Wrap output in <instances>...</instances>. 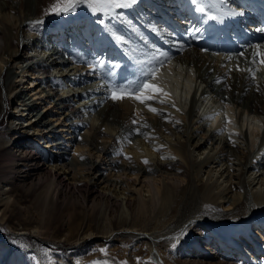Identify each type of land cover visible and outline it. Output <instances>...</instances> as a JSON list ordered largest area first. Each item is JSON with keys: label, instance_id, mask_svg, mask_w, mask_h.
Segmentation results:
<instances>
[{"label": "bare ground", "instance_id": "1", "mask_svg": "<svg viewBox=\"0 0 264 264\" xmlns=\"http://www.w3.org/2000/svg\"><path fill=\"white\" fill-rule=\"evenodd\" d=\"M32 2L33 0H26L24 8L18 11L16 8L19 1L0 0V23L5 24V26L0 24V37L4 38V45L0 46V76L4 83L12 88L11 92L19 87L17 80L13 79L14 75L22 73V80L25 78L30 80V83L26 85V95L23 98L20 96L21 104L16 100L13 112L9 113V127L19 134L20 140H23L22 144L33 137L39 138L35 139L40 143L41 151L32 154L36 164L31 169H26V172L29 173V170L37 172L43 169L45 171L46 164V168H51L54 175L58 172L57 179L63 176L66 181L74 180V184L81 183L77 180H87L89 189L97 195L96 198L99 197L97 201L94 198L95 207L102 216H106L111 225L119 227L117 230L110 228L107 234L102 236L97 233H87L82 234V237L88 239L104 236L106 240H112L117 235L139 237L145 234L142 237L149 238L152 244L155 243L163 236L132 226L146 215L155 194L160 195L162 203L173 199L174 186L164 179L179 180L187 171L189 176L192 175L200 194L211 203L210 206L221 204L223 210L214 212L209 217L211 219L196 216L187 218L181 227L171 234L180 236L181 231L186 232L189 225L199 227L212 223L238 247L240 243L234 235L242 231L246 234V239L250 241L249 245L252 243L250 246L252 249L244 248L243 253L252 264H264V256L259 258L258 255V251L262 249V243L255 236L258 231L254 228L257 226L262 229L264 226V66L248 65V60L233 58L229 54L230 49L236 51L252 49L253 51L251 46L264 45V33L257 31L258 28H264V0H225L223 5H217L219 12H227L231 9L244 13L243 16H226L223 23L226 24L227 21L230 26L222 25L223 31L218 27L221 23L206 20L200 13L195 12L190 0H170V3L174 2V5L166 4V0H138L149 9L161 14L159 19L156 18L152 22L153 35L145 26L136 25L139 28L138 31L147 32L153 39L158 38L162 41V44L153 42L156 46L154 49L163 51L164 49L160 47L165 44L170 46L167 53L171 60L165 68L161 69L162 79L156 83L165 87L170 97L164 99L174 101L176 107H172L171 103L161 105L155 101L149 102L161 111L162 114L159 115L148 111V108L138 101L125 99L116 102L110 99L111 89L127 84L118 83L115 67L111 68L112 76L107 75L109 70L107 67L101 70L102 79L98 80L95 79L98 76H92L90 73V75H83V72L88 70L80 71L85 68V65L81 68L74 66V61L80 60L79 57L84 58L80 55L82 46L80 47L79 44L83 34H86L87 42L82 45L87 46V49H84H86L85 56L88 61L96 64V61L105 55L107 56L106 64L109 61L117 64L119 61L115 43L113 41L110 43L111 35L110 37L104 35L103 40H97L95 37L102 26L96 18L78 6L76 13L70 19H66L64 15L56 16L59 18V23L56 25L60 26L59 32L54 31L51 34L49 28H43L37 32L34 29L39 24L36 19L40 18L38 12L41 2L40 0H35V4ZM138 9V5H135L130 12H121L122 10L117 9L115 12L120 13V17L113 19L105 15L106 23L110 25L121 23L130 27V24L134 25V21L128 18H131V14L134 16L137 13L134 10L138 11ZM10 13L14 16L12 23ZM213 14H218L216 9H213ZM68 28L72 31V42L75 43L72 54H69L68 50V44L71 41L65 38L67 35L65 30ZM196 28L202 31L197 33L194 31ZM18 30L21 31L20 35L17 33ZM132 32L135 33L133 30ZM228 37L231 38L230 42ZM239 43L241 45H237ZM154 49L146 52L147 58ZM139 57L143 58L141 54ZM228 57L233 59L229 60ZM129 62L128 59L124 62L126 64L124 72L126 76L130 75L128 80H131L138 75L139 66L134 64L135 67L129 68L127 67ZM237 65L242 68L262 67V70L257 73V80L253 81L247 73L237 71ZM91 76L94 81L86 83L89 86H83L82 77L89 80ZM43 81L46 86L55 90V93H44L46 86L42 85ZM102 86L106 87V96H104L106 102L102 108L107 105L108 112L106 115L100 113V116H97L92 112L93 99L89 96L91 93L99 92L97 88ZM53 93L58 96L56 98L59 103H53L55 102L53 99L55 97L51 98ZM12 97L19 96L14 93ZM2 99L5 100L4 95L0 93V102ZM41 104L44 108L49 107L48 115L46 112L39 111ZM184 109H187V119L182 120L185 123L181 126L183 128H162L163 121L170 117L169 114L178 115L179 112L180 114L184 112ZM133 111L152 114L156 120L149 117L138 125H129L128 129L133 131V138H130L118 126L120 124L114 126V123L108 120L117 119L121 122L130 120L133 117ZM26 113L28 115L24 119L23 116ZM71 115L79 116L80 122L88 125L89 129L94 130L95 133L107 134V137L112 138L110 144L102 142L93 147L104 151L102 156L101 151L98 154L90 151L88 153L91 156L87 157L78 155L84 147L78 140L79 136L73 135V129H70L72 126L67 127L74 124L73 121L69 122ZM226 116L233 123H226L228 120ZM210 117L213 118L210 119ZM61 118H63L62 124ZM21 119H24L27 125H21ZM192 122L197 123L207 132L205 139L196 134L197 129L192 130ZM145 124L147 127H144ZM150 126L151 129H149ZM138 127L142 133L148 134L147 137L136 134L135 130ZM217 144L220 145L219 151L223 153V156L216 150ZM6 147H10L9 142ZM113 148L118 150L122 157H132L137 161L131 158L133 162L130 164L113 160L111 163H115L108 166L105 156ZM23 150L25 152V147ZM162 156L175 157V159H162ZM145 159L149 161L147 165L139 162ZM74 169H78L77 174ZM122 183H124L123 186ZM140 183H143L142 186L146 188H137L136 185ZM10 185L7 181L0 188V213L3 219L7 216V209L12 206L9 204L13 202L14 205L18 201L15 197L11 200L14 195ZM56 185L55 179L52 178L36 193V199L43 205L47 202L49 206L56 203L53 199L54 194L58 192H54L58 190ZM102 197L107 200H102ZM106 201L117 204L116 207L114 206L117 212L114 210V214L111 213L112 216L107 212ZM257 217H262L263 222ZM254 223L256 225L253 227ZM17 234L37 237V228L29 229L27 226L26 229L19 230ZM154 256V259L159 261V255ZM25 257H16L12 253L11 244L5 239H0V264H30ZM189 263L205 264L206 262L194 260ZM207 264H213V262Z\"/></svg>", "mask_w": 264, "mask_h": 264}, {"label": "rangeland", "instance_id": "2", "mask_svg": "<svg viewBox=\"0 0 264 264\" xmlns=\"http://www.w3.org/2000/svg\"><path fill=\"white\" fill-rule=\"evenodd\" d=\"M13 1L20 2L18 7L16 8L18 11L20 10V8H24L26 0ZM40 2V11L38 12V16L40 18L36 19V21L42 23H39L34 30H37V32H39V30L43 28H49L51 30V34L54 31L59 32L60 26H56L59 23V18L56 17L58 15L48 14V10L52 6V4L55 3V0H40ZM166 2H169L166 4L174 5V2L170 3V0H166ZM32 3L35 4V0H33ZM135 5H133V8L135 7ZM78 6L87 11L89 15L96 18L100 25H102L100 23V20H104L103 26L100 27L103 29L101 30V34L95 35V37H97V40H103L102 38H104V35H110V33L108 31L106 32L105 30L106 26L111 29L110 23H106V17L104 14H102V12H93L92 9L88 6V0H84V2L80 3ZM146 7L147 12L141 9L140 14L146 20H148V22H150L149 19H147L148 17L151 18L152 22L153 20H156V18L159 19V17L161 16V14H158L159 12H155L154 10L149 9L148 6ZM130 9L131 7L125 9L126 11L124 9L119 10H122L121 12H128V10ZM75 13L76 11L70 12L64 16L67 17L66 19H70L71 16H73ZM135 14L138 15V13ZM135 14L134 16H132L131 14V18L128 19L130 21L133 20L135 27L138 28L140 24H136V21L137 19L142 20L143 17L135 16ZM9 17L10 22L12 23L14 20L13 14L10 13ZM0 24L1 26H5L4 23ZM53 26H55L54 28L56 29H54ZM65 32H67L65 38L71 41L68 44V50L70 51L69 54H72L71 52L75 50V43L72 42V31L68 28L67 30H65ZM17 33L18 35H20L21 31L18 30ZM80 39L81 40L79 41V44L80 47L82 46L80 55L84 56V58L79 57L80 60L74 61V66L76 68H81V66L85 65V68L80 70L81 72H83L85 69H88L87 71H85V73L83 72V75L90 73L92 76H98L95 79H102V77L100 76L102 73L101 69L94 68V62L92 61V63L91 61H88L85 56V50L87 49V46H83L82 44H85L87 42L86 34H83V37H81ZM110 39H112L110 40V43L112 41L114 42L112 37ZM3 45L4 38L0 37V46ZM168 46V44H165V46L160 48L166 49V51H168L170 50V46ZM115 47L119 53V59H117V54L115 55L116 59L119 60L116 64L118 65V67H115L117 71V81L119 84H126L129 81L128 79H130V75L126 76L124 72V67L126 66L124 62L128 59L126 58L128 56L125 51H121V48L116 43ZM246 50L248 49H242L239 52L243 51L245 53V57L250 59L252 49H249L248 51ZM230 51L231 49L229 50V54L233 58H238L240 60L245 59L243 57H240L236 52H234V55H232ZM124 58H126V60ZM100 59L107 60V56L105 55ZM127 67L132 68L135 67V65L130 61L127 64ZM21 76L22 73L13 76V79L17 80L16 83H19V87H17V90L15 89L12 92L10 91L12 88L8 87L4 83L3 78L0 76V93L1 95H4L5 98V100L2 99L0 102V188H2L1 186H3V183L9 181L14 195L13 197H11V200H13L14 197L18 198L16 199V201H18L15 202L14 205L13 202L12 204H9V206H12L7 209V216L5 217L6 219H3L1 216L2 214L0 213V239H5L6 242H9L11 244L12 253L15 254L16 257L26 256L25 259L30 264H95V262L97 261L101 262V264H103V262H107V264H190L189 262L194 260L206 262L205 264H207L208 262H213V264L219 262H223L222 264H252L250 259H247L249 260V263L240 261L239 259L236 260L233 257H229V253H231L229 249L231 248V246L230 244H228L229 241H227L226 239L228 237H225L223 232L215 224L212 223H206V225H201L199 227L189 225V228L186 231V235L181 236L179 241L173 239V237L176 236L171 233L179 229L187 218L196 216L203 219H211L209 217L212 216L214 212L223 210V206L221 204H218L217 206H210L211 203L203 198L202 194H200L196 185L194 184V181L191 177L192 175L189 176L190 174L187 171L183 173L184 175L181 174L183 175V178L179 180L177 179L176 181L173 179L165 178V181L173 184L174 186L173 199L170 202L162 203L159 198L160 195L157 196L155 194V196L153 197V201H151L152 203L150 204L151 208L149 206L150 209L148 210L146 215L141 218L135 226H132L143 231L145 230L146 232H151L155 235L163 236L162 238L160 237L159 240L155 243L152 244V241L149 238L142 237L145 234L139 237L117 235L113 237L112 240H106L104 236V238L95 236L89 237L88 239L82 237V234L84 235L87 233H97L102 236L104 234H107L110 228H112V230H117L119 229V227L111 225V223L107 221L106 216H102L97 207H95L94 198L96 200L99 197L96 198L97 195L89 189L87 180H77V182H81L78 184H74V180H69L71 182L69 184V181L64 180L63 176L61 177L62 179L60 177V179H57L58 172H55L57 175H54V171H51V168H46V164L45 171H43L44 169L39 170L43 172L29 170L28 173V171H25L26 169H31V167L36 164V161L34 160L35 157H33L34 155L32 154L41 151V147L40 143L35 139H39L38 137H33V139L31 138L29 139V141L25 142V144H22L21 141L23 140H20L19 134L15 133V131L9 127V113L13 112V105L16 103V100H18V103L21 104L20 96L21 98H23L26 95V85L30 83V80H27L26 78L22 80ZM92 76L89 78V80H86V77H82L83 86H89V84L86 83H90L89 81H94V79H92ZM42 85L46 86V83H44L43 81ZM105 88V86L99 87L97 88L99 92L94 94L91 93V95L89 96V98L92 97L91 99H93V103L91 105L92 112H94V114H96L97 116H100V113H104L106 115L108 112L107 105L105 108H102L103 106H105L104 102H106V99L104 100V96H106ZM54 91L55 90H53L50 86H46L44 93H51ZM14 93L19 97H12V94ZM54 93L51 94V98L55 97L53 98L55 101L53 103H59V100L57 99L58 96H56V94ZM100 108H102V110ZM38 109L41 113H47L49 107L45 106L44 108L41 104L39 105ZM186 110L187 109H184V112L181 111V114L179 112L178 115L173 113L169 114L170 117L163 121L164 127L162 126V128H183L181 127L185 124L183 121L187 119ZM24 115L25 116H23V118L25 119L28 114L26 113ZM149 117L151 119L155 118L152 114L138 113L137 111H133V117H131L130 120H122L121 122L115 119L108 121L112 124L114 123V126L120 124L118 126L121 128V130H123V132L125 131L124 134L127 135V137L133 138V131L131 132L128 129L129 125H138L141 121L149 119ZM24 119H21V125H27ZM60 120L62 124L63 118H61ZM133 120H137L138 124H133ZM70 121H73L74 124H71L67 127L70 128L72 126L70 129H73V135L79 136L78 140L81 141L80 144L84 147L82 152H78L79 156H91L89 154L90 151L91 153L98 154L101 150H96V148H93L95 145L102 142L107 144L112 143V138L110 139L109 137H107V134H97L94 132V130H90L88 125L81 123L79 120V116L73 117V115H71V120H69V122ZM176 121L182 123L179 124L176 123ZM164 124L167 125L165 126ZM191 126L193 127L192 130L197 129V131H194L196 132V134H199V137H202L203 139L206 138L207 132L199 127L197 123L192 122ZM149 129H151V126L149 127ZM7 142L10 143V147H6ZM24 147L25 152L23 150ZM215 147L217 148L216 150L219 151L220 145L217 144L215 145ZM72 149L74 150V147ZM115 151L117 154L115 153ZM30 152L33 153L30 154ZM118 152V150L113 148V150L107 156H105V160L108 162V166H112L115 163H111L113 160L126 163L137 161L132 157L131 158L133 159V161L132 159L129 160L125 157H122L120 152ZM72 153L73 151L71 152V154ZM103 153L104 151H101V156L103 155ZM220 154H222L223 156L222 152ZM139 162L142 163L143 161ZM177 166H179V164H177ZM173 169H175V167ZM77 170L78 169H74V171H76L75 174H77ZM74 171H72V173H74ZM50 172L53 173L51 174ZM52 178L55 179V185L56 183H58L56 185L58 186V190H54V192H58H56L53 197L56 203L54 202V204H50L49 206L47 202V204L43 205L40 203L41 201L36 199L35 196H37L36 193L43 187V185H45L47 182L49 183ZM142 184L143 183L137 184L136 187L142 189L144 187L142 186ZM123 185L124 183H122V186ZM102 200L107 199L103 198ZM19 204L21 207L19 206ZM163 204H165L166 207ZM13 206H15V208ZM105 206L108 207L107 212L111 216L114 214V210V212H117L115 208L117 206L116 203L106 201ZM257 218L261 222H263L262 217ZM255 225L256 224L254 223L253 227ZM27 226L29 229L37 228V237L28 234H25V236L17 234L19 230H24L27 228ZM254 228H257L258 231V234H256L255 236L257 237L258 241L262 243V249L258 251L259 258H261L264 256V226L262 229L257 226H255ZM234 237L239 241V247L242 249V251L244 250V248H251L250 246L252 245V243L251 245H249L250 241L246 239L247 236L242 231H239L237 235H234ZM173 244H175L176 246L173 247ZM226 245L228 249H226V251H220V249L224 248ZM102 249L106 250L107 254L101 251ZM198 249L200 251H197ZM215 250L218 251L213 252ZM235 251L237 253L236 249ZM156 254L159 255V261L154 259V255ZM236 256L241 257L242 255L238 254Z\"/></svg>", "mask_w": 264, "mask_h": 264}, {"label": "snow or ice", "instance_id": "3", "mask_svg": "<svg viewBox=\"0 0 264 264\" xmlns=\"http://www.w3.org/2000/svg\"><path fill=\"white\" fill-rule=\"evenodd\" d=\"M84 2V0H55V3L52 4L50 9L48 10V14L54 15H66L70 12H74L80 3ZM138 2V0H88V6L92 9L93 12H102L106 16H111L113 19H118L120 17V13L115 12L117 9H127L132 7ZM225 0H213V2H209V0H190V3L194 6V11L200 13L202 17L206 20L218 21L219 23L224 22V18L226 16H243V12L233 11L229 9L227 12H219L217 5H223ZM213 9H216L218 14H213ZM115 12V15L113 13ZM42 23V22H37ZM101 24H104V20H100ZM114 27V26H113ZM106 31H108L111 37L114 39L116 44L125 45L128 43V40L123 34H119L118 30L114 31L106 26ZM195 32L202 31L200 28L194 29ZM258 32L264 33V28H258ZM253 48L251 58L245 57V53L242 51L239 53L240 57L248 60L250 65H259L264 66V45L257 44L251 46ZM227 59L231 60L232 57H228ZM171 57H169L168 53L165 51H161L160 49H154L149 58L146 60H137L136 63L139 66V73L135 79H131L127 82L123 87L116 86L111 89L110 99L116 102L124 101L125 99H130L134 101H138L140 104L145 105L148 108V111L154 114H162L159 109L152 106L149 102L155 101L161 105L165 103H171L172 107H176L175 102L164 99L170 97V93L165 90V87L162 84L156 83V81L161 80V69L165 68L170 62ZM108 68L107 75L112 76L111 68L118 67V65L113 64L111 61L105 62V60L100 59L96 61L94 68L96 69H105ZM236 70L242 73H247L253 81L257 80V73L262 70V67H247L242 68L240 65L236 66ZM220 82V81H217ZM259 90V85H257ZM179 111V109H177ZM219 115V113H216ZM213 117H210V119ZM133 124H138L137 120L132 121ZM179 123V121H176ZM226 123H233L230 119L226 121ZM144 127H147L145 124ZM136 134L145 135L147 137L148 134L142 133L140 128H136ZM223 132V130H221ZM231 136V133H230ZM129 143L131 141L129 140ZM234 143V141H233ZM163 147V146H161ZM159 149H157L158 151ZM131 160V157H126ZM162 159H175V157H161ZM146 165L149 163L147 159L143 161ZM187 228V226H185ZM186 235L185 231H181L180 236ZM180 236L173 237L176 241H179ZM173 247L176 245L173 244ZM101 251L107 254V251L102 249ZM95 264H101V262L97 261ZM103 264H107V262H103Z\"/></svg>", "mask_w": 264, "mask_h": 264}]
</instances>
